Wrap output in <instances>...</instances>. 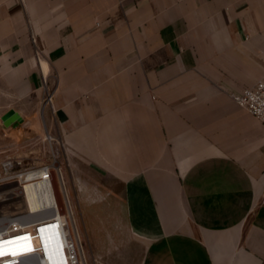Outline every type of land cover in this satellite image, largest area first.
<instances>
[{
    "label": "crops",
    "instance_id": "0c3cea01",
    "mask_svg": "<svg viewBox=\"0 0 264 264\" xmlns=\"http://www.w3.org/2000/svg\"><path fill=\"white\" fill-rule=\"evenodd\" d=\"M263 71L264 0H0V157L49 136L138 264H264V123L232 98Z\"/></svg>",
    "mask_w": 264,
    "mask_h": 264
},
{
    "label": "built area",
    "instance_id": "2783aa9c",
    "mask_svg": "<svg viewBox=\"0 0 264 264\" xmlns=\"http://www.w3.org/2000/svg\"><path fill=\"white\" fill-rule=\"evenodd\" d=\"M232 98L264 123V71ZM57 154L54 152L53 160L39 164L27 163L17 155L0 157V264H86L81 259L73 209ZM55 170L60 176L61 195L56 191ZM32 171H43L36 179L47 180L37 194L38 206L34 209L24 191V176ZM11 185L14 188L10 189ZM14 196L24 201L23 205L14 204Z\"/></svg>",
    "mask_w": 264,
    "mask_h": 264
},
{
    "label": "rangeland",
    "instance_id": "374dc122",
    "mask_svg": "<svg viewBox=\"0 0 264 264\" xmlns=\"http://www.w3.org/2000/svg\"><path fill=\"white\" fill-rule=\"evenodd\" d=\"M57 151L53 142L47 138L42 154L44 160H53V154L54 152L57 154ZM64 172L65 168L61 167L60 173L65 181L67 176ZM89 176L97 182L103 183L101 176L96 177L92 174ZM59 177L57 170H55L53 178L56 191L58 195H61ZM10 187V189L14 188L13 185ZM67 192L73 209L83 262L86 264H138L144 245L139 239L130 235L126 224L122 221L123 207L119 193L108 191L103 185H99L97 190L78 191L76 193L67 189ZM108 199H114V203H111L113 205ZM12 202L23 205L24 201L22 202L18 196H14ZM92 224L97 226V234L91 241L90 229Z\"/></svg>",
    "mask_w": 264,
    "mask_h": 264
},
{
    "label": "bare ground",
    "instance_id": "6f19581e",
    "mask_svg": "<svg viewBox=\"0 0 264 264\" xmlns=\"http://www.w3.org/2000/svg\"><path fill=\"white\" fill-rule=\"evenodd\" d=\"M49 138V136H47ZM43 171H32L25 174L24 179L26 180L24 183V191L26 193V197L28 199L29 205L32 209L36 208L37 202V194L40 192L44 186L47 184V180L45 179H36L42 176ZM35 179V180H31ZM83 254V251H82ZM82 259V258H81ZM83 261V260H82Z\"/></svg>",
    "mask_w": 264,
    "mask_h": 264
},
{
    "label": "water",
    "instance_id": "95a60500",
    "mask_svg": "<svg viewBox=\"0 0 264 264\" xmlns=\"http://www.w3.org/2000/svg\"><path fill=\"white\" fill-rule=\"evenodd\" d=\"M2 121L5 125H9L12 123H20L22 121V117L20 114L14 110V109H9L7 110L3 115H2Z\"/></svg>",
    "mask_w": 264,
    "mask_h": 264
},
{
    "label": "snow or ice",
    "instance_id": "6c2138e0",
    "mask_svg": "<svg viewBox=\"0 0 264 264\" xmlns=\"http://www.w3.org/2000/svg\"><path fill=\"white\" fill-rule=\"evenodd\" d=\"M3 253L2 252H0V255H2Z\"/></svg>",
    "mask_w": 264,
    "mask_h": 264
}]
</instances>
